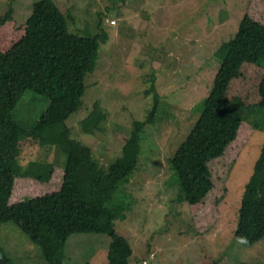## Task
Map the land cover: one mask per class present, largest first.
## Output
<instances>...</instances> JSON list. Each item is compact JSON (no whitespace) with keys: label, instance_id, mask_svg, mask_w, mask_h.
I'll use <instances>...</instances> for the list:
<instances>
[{"label":"rangeland","instance_id":"1","mask_svg":"<svg viewBox=\"0 0 264 264\" xmlns=\"http://www.w3.org/2000/svg\"><path fill=\"white\" fill-rule=\"evenodd\" d=\"M36 1L0 0V16L12 8L21 24ZM54 1L70 32L108 34L95 70L86 75L84 106L67 120L72 136L89 145L104 168L123 155L136 121L148 118L155 92L161 97L154 122L140 133L138 168L115 196V204L126 206L115 222L130 240L129 264L145 259L149 264H212L214 257L221 259L219 264H264V238L246 245L235 237L245 185L264 143V107H244L239 100L230 106L232 113L259 127H254L230 173L218 220L207 233L193 226L189 202L180 199L179 175L169 161L201 114L223 58L219 48L235 36L251 0ZM49 105V98L28 90L14 118L33 126ZM96 108L104 116L87 130L83 120ZM24 139L17 160L20 172L46 175L49 165L65 164L60 144L41 146ZM110 242L111 236L103 232L73 233L63 264H109ZM0 245L16 264H51L40 245L13 221L0 223Z\"/></svg>","mask_w":264,"mask_h":264},{"label":"trees","instance_id":"2","mask_svg":"<svg viewBox=\"0 0 264 264\" xmlns=\"http://www.w3.org/2000/svg\"><path fill=\"white\" fill-rule=\"evenodd\" d=\"M107 40L106 32L94 36L70 32L54 0L34 2L31 15L21 24L12 8L0 16V223L19 225L51 264H63L67 240L76 232L109 234V264H129L133 253L128 237L116 228L115 220L126 206L115 204V196L138 168L140 133L155 120L159 93L155 92L148 118L136 121L123 155L108 170L89 145L72 136L67 122L84 106L86 75L95 70L101 44ZM219 49L223 58L203 110L169 158L179 175L180 199L189 202L199 233L216 224L230 173L254 127H259L232 113L230 106L239 100L244 107H264V0L250 1L237 33ZM28 90L50 99L33 126H24L13 114ZM103 116L96 108L83 120L85 129L97 126ZM24 137L41 146L60 144L65 164L49 165L46 175L20 172L17 160L26 145ZM239 213L236 239L252 245L264 238V143ZM220 260L214 257L212 264ZM0 264H16L1 245Z\"/></svg>","mask_w":264,"mask_h":264},{"label":"built area","instance_id":"3","mask_svg":"<svg viewBox=\"0 0 264 264\" xmlns=\"http://www.w3.org/2000/svg\"><path fill=\"white\" fill-rule=\"evenodd\" d=\"M112 22L115 23V22H116V19H112ZM151 256L154 257L155 254L152 253ZM143 264H149V261H148L147 259H145V260L143 261Z\"/></svg>","mask_w":264,"mask_h":264}]
</instances>
